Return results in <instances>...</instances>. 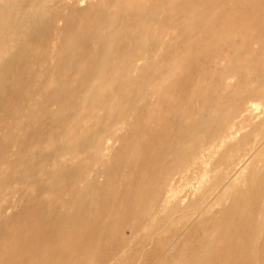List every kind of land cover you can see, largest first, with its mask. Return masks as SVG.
Wrapping results in <instances>:
<instances>
[{
    "label": "rangeland",
    "instance_id": "obj_1",
    "mask_svg": "<svg viewBox=\"0 0 264 264\" xmlns=\"http://www.w3.org/2000/svg\"><path fill=\"white\" fill-rule=\"evenodd\" d=\"M263 146L264 0H0V264H264Z\"/></svg>",
    "mask_w": 264,
    "mask_h": 264
},
{
    "label": "bare ground",
    "instance_id": "obj_2",
    "mask_svg": "<svg viewBox=\"0 0 264 264\" xmlns=\"http://www.w3.org/2000/svg\"><path fill=\"white\" fill-rule=\"evenodd\" d=\"M143 1H144V0H143ZM153 2H154V1H153ZM147 5H148V4H147ZM149 5L151 6V4H149ZM147 9H148V8H147ZM231 11H232V10H231ZM40 29H41V28H40ZM146 32H147V31H146ZM146 34H147V33H146ZM135 36H136V35H135ZM145 36H146V35H145ZM137 37H138V35H137ZM136 46H138V45H136ZM233 51H234V50H233ZM129 56H130V55H129ZM133 56H134V54H133ZM133 56H132V58H134ZM135 56H136V55H135ZM130 57H131V56H130ZM233 57L236 58V57H237L236 54H235V56H233ZM181 58H182V57H181ZM130 60H131V59H130ZM101 62H102V61H101ZM127 63L129 64V62H127ZM129 65H130V64H129ZM126 66H127V65H126ZM22 103H23V102H22ZM24 103H25V102H24ZM191 120H193V119H191ZM193 121H194V120H193ZM195 121H196V120H195ZM184 123H185V122H184ZM191 125H192V123H191L190 125L188 124V128H189V126H191ZM234 127H235V126H234ZM230 128H231V127H230ZM232 129H233V128H232ZM188 131H189V130H188ZM234 132H235L234 130H232V131H231V130H228L227 132L222 133V134L220 135L221 138L217 141V143H218V144H221V143L224 142L228 137H230ZM159 135H160V134H159ZM109 136H110V135H109ZM109 138H110V137H109ZM111 138H112V137H111ZM215 143H216V142H214V143H213V142L210 143L209 146H207V148H209L210 145H213V144H215ZM191 145H192V143H191ZM263 147H264V146H263ZM205 148H206V147H205ZM207 148H206V149H207ZM259 151H260V150H259ZM191 156H192V155H191ZM257 159H258V158H257ZM262 159H263V158H262ZM182 161H183V160H182ZM263 163H264V162H263ZM260 164H261V161H260ZM262 165H263V164H262ZM259 166H260V165H259ZM263 166H264V165H263ZM261 167H262V166H261ZM257 168H258V166H257ZM254 169H255V168H254ZM252 172H253V171H252ZM256 172H257V171H256ZM262 172H263V170H262ZM262 172H260V175L263 174ZM252 174H254V173H252ZM258 180H259V179H258ZM262 181H263V180H262ZM256 182H257V179H256ZM254 183H255V182H254ZM260 183H261V181H260ZM255 184H256V183H255ZM258 184H259V183H257L256 185L258 186ZM257 186H255V189H256ZM250 189H251V187H250ZM238 190H239V189H238ZM251 191H252V190H251ZM236 193H237V192H236ZM236 193H234V194H236ZM240 193H241V192H240ZM253 193H255V192H253ZM258 193H259V192H258ZM237 194H238V193H237ZM243 194H244V193H243ZM243 194H242V195H243ZM250 195H251V193L249 194V196H250ZM253 195H254V194H253ZM237 196H238V195H236V196L233 195L232 197H235V199H236ZM243 196H244V195H243ZM255 196H256V194H255ZM239 197L242 198V196H239ZM252 197H253V196H252ZM248 198H250V197H248ZM238 199H239V198H238ZM242 199H243V198H242ZM246 199H247V198H246ZM252 199H253V198H252ZM252 199H251V200H252ZM254 199H255V198H254ZM231 201H233V199H231ZM243 201H244V200H243ZM252 201H253V200H252ZM235 202H236V200H235ZM235 202H234V205H235V209H236V203H235ZM237 202H238V201H237ZM245 202H246V201H245ZM245 202H244V204H245ZM232 203H233V202H232ZM248 203H249V202H248ZM248 206H249V205H248ZM259 207H260V206H259ZM252 209H253V208H252ZM239 210H240V209H239ZM253 210H254V209H253ZM256 211H257V210H256ZM256 211H255V212H256ZM257 213L259 214V212H257ZM95 216H96V215H95ZM242 216H243V215H242ZM259 216H260V215H259ZM246 217L248 218V216H246ZM254 217H256V216H254ZM263 218H264V217H263ZM260 219H262V215H261V218H260ZM260 219H259V222H260ZM249 222H250V221H249ZM253 222H254V221H253ZM259 222H258V224H259ZM263 223H264V222H263ZM255 224H256V223H255ZM260 224H261V223H260ZM257 228H258V227H257ZM260 228H262V227H260ZM256 234H257V233H256Z\"/></svg>",
    "mask_w": 264,
    "mask_h": 264
}]
</instances>
